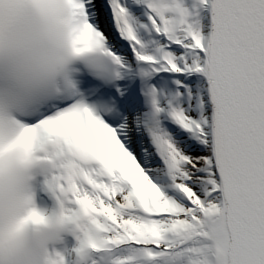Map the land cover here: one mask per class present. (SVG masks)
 <instances>
[{
  "label": "snow or ice",
  "instance_id": "1",
  "mask_svg": "<svg viewBox=\"0 0 264 264\" xmlns=\"http://www.w3.org/2000/svg\"><path fill=\"white\" fill-rule=\"evenodd\" d=\"M41 208L47 264H264V0H0V244Z\"/></svg>",
  "mask_w": 264,
  "mask_h": 264
},
{
  "label": "clouds",
  "instance_id": "2",
  "mask_svg": "<svg viewBox=\"0 0 264 264\" xmlns=\"http://www.w3.org/2000/svg\"><path fill=\"white\" fill-rule=\"evenodd\" d=\"M40 213L45 223L29 224L23 237L11 242L6 238L0 244V264H47L49 247L68 230V224L60 222L47 208H41Z\"/></svg>",
  "mask_w": 264,
  "mask_h": 264
}]
</instances>
